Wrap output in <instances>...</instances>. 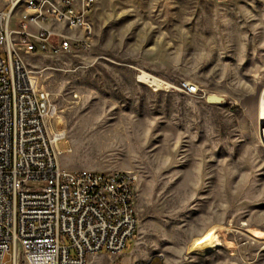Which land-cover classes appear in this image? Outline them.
Returning <instances> with one entry per match:
<instances>
[{
	"label": "rangeland",
	"instance_id": "1",
	"mask_svg": "<svg viewBox=\"0 0 264 264\" xmlns=\"http://www.w3.org/2000/svg\"><path fill=\"white\" fill-rule=\"evenodd\" d=\"M92 18L90 51L26 57L68 131L63 165L139 178L134 240L87 264H264V0H97ZM202 238L216 246L192 251Z\"/></svg>",
	"mask_w": 264,
	"mask_h": 264
},
{
	"label": "built area",
	"instance_id": "2",
	"mask_svg": "<svg viewBox=\"0 0 264 264\" xmlns=\"http://www.w3.org/2000/svg\"><path fill=\"white\" fill-rule=\"evenodd\" d=\"M2 1L0 264H8L9 252L11 264H87L92 254H120L138 229V175L63 165L72 151L68 131L44 70L26 61L90 51L97 0ZM184 91L202 90L185 82Z\"/></svg>",
	"mask_w": 264,
	"mask_h": 264
},
{
	"label": "bare ground",
	"instance_id": "3",
	"mask_svg": "<svg viewBox=\"0 0 264 264\" xmlns=\"http://www.w3.org/2000/svg\"><path fill=\"white\" fill-rule=\"evenodd\" d=\"M140 80L150 85H162L163 84V81L161 79H159L158 77L146 71H141ZM260 114H261V119H264V97H262L261 99ZM263 141H264V136H263ZM215 246L216 244L214 242H209L202 238V239H198L195 241L191 250L195 251V250H206V249H211V248L213 249V247Z\"/></svg>",
	"mask_w": 264,
	"mask_h": 264
},
{
	"label": "water",
	"instance_id": "4",
	"mask_svg": "<svg viewBox=\"0 0 264 264\" xmlns=\"http://www.w3.org/2000/svg\"><path fill=\"white\" fill-rule=\"evenodd\" d=\"M206 101L209 104H226L227 99L224 96L216 95V94H208L205 96ZM264 127H261V130H263ZM262 142L264 143L263 139Z\"/></svg>",
	"mask_w": 264,
	"mask_h": 264
},
{
	"label": "crops",
	"instance_id": "5",
	"mask_svg": "<svg viewBox=\"0 0 264 264\" xmlns=\"http://www.w3.org/2000/svg\"><path fill=\"white\" fill-rule=\"evenodd\" d=\"M94 257H95V255H97V254H92Z\"/></svg>",
	"mask_w": 264,
	"mask_h": 264
},
{
	"label": "trees",
	"instance_id": "6",
	"mask_svg": "<svg viewBox=\"0 0 264 264\" xmlns=\"http://www.w3.org/2000/svg\"><path fill=\"white\" fill-rule=\"evenodd\" d=\"M159 263V261L158 262H156V263H154V264H158Z\"/></svg>",
	"mask_w": 264,
	"mask_h": 264
}]
</instances>
